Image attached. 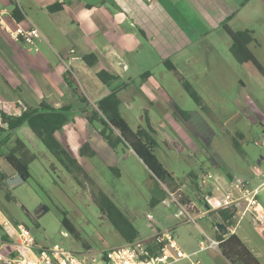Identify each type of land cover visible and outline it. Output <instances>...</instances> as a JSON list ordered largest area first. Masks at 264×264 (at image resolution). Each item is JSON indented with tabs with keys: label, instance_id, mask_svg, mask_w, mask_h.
Segmentation results:
<instances>
[{
	"label": "rangeland",
	"instance_id": "374dc122",
	"mask_svg": "<svg viewBox=\"0 0 264 264\" xmlns=\"http://www.w3.org/2000/svg\"><path fill=\"white\" fill-rule=\"evenodd\" d=\"M11 1L8 8L18 6L25 20L33 16V0ZM244 24L254 31L255 41L249 47L264 66V15L246 16ZM2 29L0 26V62L2 40L6 39ZM191 55L196 59L193 64L180 63L179 66L191 76L186 80L194 83L189 82L200 96L203 106L198 105L183 88L180 81L182 75L173 70L175 67L168 69V65H161L154 68L152 73L182 109L190 113L199 111L209 126L208 133L198 134L202 123L196 119H193L196 126L190 127L192 124L186 123L170 102L166 104L162 100L164 97L160 90H152L151 100L155 105L149 104L148 97L137 87L141 79L132 81L130 88H126V85L120 91L122 116L133 129L142 127L150 131L157 143L155 151L158 158L177 178L186 182L190 172L200 174L202 170H210L215 177L233 173L235 178L249 181L251 188L258 186L264 182V76L257 70L249 69L252 65L240 64L221 40L215 42L214 48L201 45L192 49ZM70 79L81 98L85 96L88 100L91 97L89 89L75 75ZM127 82V79H123L113 84ZM132 87H137L138 92L130 94ZM67 115L68 122L57 131L56 136L94 179L95 185L83 178L84 185L81 186L28 126L20 127L14 131V135L26 142L36 158L30 163V177L27 180L10 186L0 185V212L4 219L13 226H26L42 246L58 244L81 252L88 245L90 249L101 252L124 242L92 198V192L101 188L134 222L140 237L150 234L147 213L152 214L155 228L170 227L174 230L182 250L192 255L190 260L174 264H230L220 249H199L200 241L208 244L207 238H215V231L211 229L215 219L213 215L194 221H187L184 214L178 217L181 216L180 209L167 193L171 189L168 184L159 181L136 154L126 158L124 152L127 150L123 147L110 156L107 152L100 157L83 156L80 150L84 142H99L95 140L98 139L96 129L99 130L101 124L94 122L91 126L85 113L76 106H71ZM114 131L118 134L117 130ZM171 139L177 140V145ZM188 191L199 208L204 209L202 196L193 188H188ZM154 197L164 200L152 204ZM219 200L217 196L209 198L210 205ZM258 201L264 206V186L260 189ZM63 212L74 225L77 237L63 225ZM243 219V223H246L251 216L248 214ZM6 226L0 224V238ZM248 232L250 237L255 233L250 224Z\"/></svg>",
	"mask_w": 264,
	"mask_h": 264
},
{
	"label": "crops",
	"instance_id": "0c3cea01",
	"mask_svg": "<svg viewBox=\"0 0 264 264\" xmlns=\"http://www.w3.org/2000/svg\"><path fill=\"white\" fill-rule=\"evenodd\" d=\"M33 1L31 7L33 16H29L26 20L23 19L19 24L25 27L34 24L39 28L43 39L38 43V51L29 49L22 41L12 40L2 29L6 39L2 40V62H0L2 65L0 127H7V123L2 121L1 113L20 115L22 113L19 108L20 104L25 107H39L42 102H45L56 109L66 106L68 111L71 106H76L86 116V111L97 109V102L102 97L112 91H116L119 97L120 91H123L126 85V88H130L131 82L137 79H141V84L137 87L148 97L149 104L155 105V102L151 100L152 90H160L164 97L162 100L166 104L170 102L174 108L175 105L181 108L171 93L157 82V78L152 73L153 69L167 65L166 63L170 61L174 64L173 66L170 63L175 67L173 70L182 75L180 81L181 79H189L191 76L185 74L179 64L190 65L196 61L195 57L191 55L192 49L201 45L214 48L215 42L221 40L230 50L232 40L224 25L227 24L232 30H242V28H247L244 24L246 16L261 17L264 15V0ZM0 2L2 3L1 10L8 12L4 19L10 26H14L15 23L11 20L13 8H8V3L11 4L12 1L0 0ZM54 4H60L62 8L51 11L49 7ZM71 50H74V53H71ZM91 53L98 58L92 67L87 65L82 58ZM101 70H106L117 77L105 84L97 77V72ZM148 71L149 73L144 74ZM73 75L82 82L86 89H89L91 93V97L88 98L89 101L85 96L81 98L78 89H71L68 86L66 77L70 79ZM123 79H127L128 82L114 86V81ZM70 80L72 81V79ZM188 82L191 83L192 81ZM137 87H132L130 94L138 92ZM193 119L202 123V128L196 127L201 128L198 134L205 135L208 133L209 126L199 111L193 110L190 119L185 120V122L193 125L190 127H194L196 125L193 124ZM96 134L98 139L95 140L99 142L89 141L96 152L94 157H100L106 152L110 156L122 147L127 150L124 152L126 158L135 154L132 148L124 144H119L115 148L110 147L99 135L97 129ZM16 137L19 136L14 135V132L9 134L8 131H2L0 128V152L4 154L0 156V162L2 161L0 175H6L5 179L13 177L17 173L5 158V154L14 146ZM167 137L169 138V136ZM171 141L177 145V140L171 139ZM208 172L210 170H202L200 174L190 172L186 176V182L177 178L172 172L177 179V186L173 190L169 189L167 193L169 195L180 194L183 197L182 203H193L200 212L205 209L209 212L217 209L219 202L210 205L209 198L217 196L220 199L228 179L235 178V175L227 173L225 177L216 176L219 182L211 179L202 186L199 178ZM0 181L2 180L0 179ZM4 181L0 182V185L4 186ZM263 183L258 186L263 185ZM217 186H219L218 189ZM188 188H193L202 196L204 209L199 208L196 199L189 193ZM206 196H209L208 201ZM242 206L245 205L242 204ZM261 206L264 209L263 204ZM196 211L194 210L193 214L199 215ZM209 212L207 215H211ZM4 218L0 212V224L7 220ZM214 218L211 229L215 231V238L212 240H217V227L214 225L217 219L215 216ZM242 220L245 219L240 220L238 217L233 219L234 224L238 221L234 233L264 264L262 262L264 236L254 228L251 219L246 223H243ZM249 224L255 231L251 237L248 235ZM147 226L150 228V234L138 238L149 239L158 230L170 228H155V225L150 222ZM124 243L125 241L121 245ZM89 248L88 245H85L84 250Z\"/></svg>",
	"mask_w": 264,
	"mask_h": 264
},
{
	"label": "trees",
	"instance_id": "16d2710c",
	"mask_svg": "<svg viewBox=\"0 0 264 264\" xmlns=\"http://www.w3.org/2000/svg\"><path fill=\"white\" fill-rule=\"evenodd\" d=\"M60 4H54L49 7L51 11L61 9ZM12 15L14 19L20 23L24 17L18 6L13 7ZM228 31L232 43L230 52L233 57L242 65H252L249 69L257 70L264 76V66L250 49V44L255 41L254 31L251 29L232 30L227 24L224 25ZM84 62L89 66H94L97 62L95 54H86L83 57ZM169 69H173L172 65L166 63ZM149 73L146 72L144 74ZM143 74V75H144ZM99 80L105 84L115 79L117 76L106 70L97 72ZM66 82L71 89H75L71 85L70 79L66 77ZM181 84L190 97L200 106H203L202 100L194 87L185 79H181ZM120 99L116 91L102 97L97 102V109L86 111V117L90 124L99 122L101 128L98 130L102 139L112 148L119 144H124L132 148L138 158L147 166L153 175L161 182L168 184L173 190L177 186V179L158 158L155 148L156 141L150 131L145 128L138 127L133 129L128 121L120 112ZM175 110L184 119H190L191 113L177 105ZM68 107L59 109L41 103L39 107H26L20 115H11L5 112L1 113L3 123H7V127L1 126L2 131L6 130L9 134L22 126H28L34 136L38 138L44 146L57 159L61 166L73 176V178L82 186L83 178L94 184V179L85 170V168L74 158L68 148L56 136L57 131L61 130L68 122ZM118 134H115V131ZM83 156L93 158L96 152L92 148L89 141L84 142L80 150ZM0 152V156H3ZM8 163L19 173L24 180L30 177L29 166L36 158V155L28 148L26 142L20 138H15L14 146L5 154ZM115 170V168L113 169ZM6 175L1 174L0 179L5 180ZM92 198L97 204L100 212L107 217L114 228L120 233L125 242H131L139 237V231L131 219L117 206L111 197L101 188L92 192ZM164 199L153 198L152 204L163 201ZM215 216L219 223L224 224L223 232L220 233L217 228L216 238L219 241V249L223 257L230 264H262L256 255L246 246V244L235 234H230L227 227L233 222L235 212L229 209H215L209 212ZM63 225L77 237V231L71 223L66 213L63 212ZM3 237L7 238L4 234Z\"/></svg>",
	"mask_w": 264,
	"mask_h": 264
},
{
	"label": "built area",
	"instance_id": "2783aa9c",
	"mask_svg": "<svg viewBox=\"0 0 264 264\" xmlns=\"http://www.w3.org/2000/svg\"><path fill=\"white\" fill-rule=\"evenodd\" d=\"M7 13L6 10H0V26L8 36L14 41L24 42L29 49L38 51V43L43 39L39 28L34 24L22 26L14 17H11V20L15 25L10 26L4 19ZM71 53H74V50H71ZM19 108L22 111L26 109L22 104ZM211 179L219 182L210 172L204 173L199 178L202 186ZM263 186L264 183L251 188L247 180L228 179L217 209L233 210L235 212L233 219L238 217L241 220L249 214L254 228L264 236V209L258 201V194ZM170 195L180 209L179 215H186L187 221L205 217L209 212L207 209L200 212L193 203H182L183 197L180 194ZM208 197L206 196V199ZM194 210H197L196 213L199 215L193 216ZM146 218L150 223L154 219L150 213H147ZM238 221L235 224L232 222L227 227L230 234L235 232ZM3 224L7 225L3 233L7 238L3 236L0 238V264H174L182 260H190L192 256L182 250L173 229L158 230L152 238H137L101 252L90 248L75 252L58 244L40 247L26 226L22 224L13 226L7 220ZM207 239L209 243L202 241L200 250L219 248V241Z\"/></svg>",
	"mask_w": 264,
	"mask_h": 264
},
{
	"label": "water",
	"instance_id": "95a60500",
	"mask_svg": "<svg viewBox=\"0 0 264 264\" xmlns=\"http://www.w3.org/2000/svg\"><path fill=\"white\" fill-rule=\"evenodd\" d=\"M23 181H24V178L19 173H16L13 177H7L5 179L4 186H10V185L17 184V183H20ZM217 228H218L219 232L222 233L223 232L222 228H224V224L219 223L217 225Z\"/></svg>",
	"mask_w": 264,
	"mask_h": 264
},
{
	"label": "flooded vegetation",
	"instance_id": "af4514ba",
	"mask_svg": "<svg viewBox=\"0 0 264 264\" xmlns=\"http://www.w3.org/2000/svg\"><path fill=\"white\" fill-rule=\"evenodd\" d=\"M2 186V185H1Z\"/></svg>",
	"mask_w": 264,
	"mask_h": 264
}]
</instances>
